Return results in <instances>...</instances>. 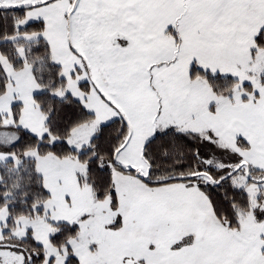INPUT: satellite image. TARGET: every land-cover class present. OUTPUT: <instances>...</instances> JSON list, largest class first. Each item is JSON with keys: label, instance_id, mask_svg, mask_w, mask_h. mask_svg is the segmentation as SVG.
Here are the masks:
<instances>
[{"label": "snow or ice", "instance_id": "1", "mask_svg": "<svg viewBox=\"0 0 264 264\" xmlns=\"http://www.w3.org/2000/svg\"><path fill=\"white\" fill-rule=\"evenodd\" d=\"M0 264H264V0H0Z\"/></svg>", "mask_w": 264, "mask_h": 264}]
</instances>
